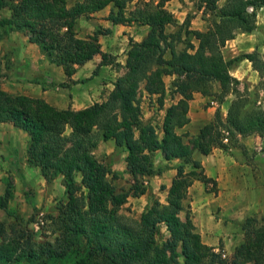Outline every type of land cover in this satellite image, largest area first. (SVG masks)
<instances>
[{
    "label": "trees",
    "instance_id": "1",
    "mask_svg": "<svg viewBox=\"0 0 264 264\" xmlns=\"http://www.w3.org/2000/svg\"><path fill=\"white\" fill-rule=\"evenodd\" d=\"M131 1L82 0L68 6L67 0H0V41L11 31L24 32L68 76L96 54H101V64L110 62L119 70V64L101 51L97 34L77 36L78 17L111 5L108 19L113 23L148 27L141 41L130 39L125 71L102 101L78 110L58 109L42 98L13 95L0 88V123L26 132L27 162L38 167L48 183L62 176L65 195L56 204V215L49 217L53 241H36L19 220L9 227L0 221V264H264V214L244 219L243 240L226 257L202 241L188 212L180 217L182 201L195 180L215 184L193 158L194 151L202 155L217 148L226 151L239 136L264 134V110L245 109L237 94L239 81L230 72L242 59L264 72V60L256 51L232 58L223 53L225 43L238 31L255 29L264 0L221 4L220 0H199L202 14L209 13L212 19L204 30L185 28L181 50L174 45L179 40L177 32L165 31L166 25L176 22L165 7L166 0H137L129 7ZM3 10L8 14L1 15ZM165 75L174 77L171 85L177 99L164 109L159 136L156 126L143 119L139 97L143 91L155 95L162 109ZM195 92L213 96L218 103L229 93L235 98L224 118L216 109L213 118L184 141L176 129L189 122V101ZM108 139L126 152V172L132 178L127 190L116 188L117 173L94 155L98 143ZM158 150L167 162L178 160L165 203L154 199L138 218L123 216L119 209L128 196L146 192L143 177L163 171L154 166ZM12 197V187L7 185L0 195V208L9 215ZM161 226L168 236L159 241Z\"/></svg>",
    "mask_w": 264,
    "mask_h": 264
},
{
    "label": "crops",
    "instance_id": "2",
    "mask_svg": "<svg viewBox=\"0 0 264 264\" xmlns=\"http://www.w3.org/2000/svg\"><path fill=\"white\" fill-rule=\"evenodd\" d=\"M75 1L82 0H67L68 6L73 5ZM136 1L130 2L132 6ZM193 1L166 0L165 7L179 24L189 12L196 14V19L202 14L203 7H192ZM110 9L111 5H108L89 16L78 17L74 30L78 37L97 34L101 51L110 55L114 63L119 64V70L113 63L101 64L102 56L96 54L85 63L76 65L74 73L68 76L61 66L50 62L35 43L29 42L24 32L11 31L7 38L14 46L8 59L12 66L7 77L0 76V88L13 95L24 94L42 98L58 109L78 110L104 100L113 90L116 77L125 71L130 39L141 41L148 32V27L145 25L113 23L108 19ZM172 28L173 25H166L165 31L172 32ZM194 28L202 30L203 26L198 25ZM4 41L5 39H2L0 42ZM154 96L143 91L139 98L154 100ZM205 100L206 96L198 92L193 94V98L189 101V122L177 128V133L188 130L190 134H194L211 119L216 106L211 104L204 107ZM141 103L143 102H140V107H142ZM27 140L28 135L25 131L15 128L8 122L0 123V171H19L18 179L14 174L16 184L13 197L14 200H20L19 205L22 209H25L26 201L24 197L18 198L20 193L24 196L18 185L21 177H24L23 181L35 192V197L32 199L33 206L40 205L41 197L45 199H48L47 195L51 197L54 192L52 187L55 185L59 184L64 188L60 184L62 176H57L48 183L41 176L39 168L27 162ZM93 152L99 160L105 157L112 159L111 169L119 176L128 178V184H131V177L126 172V152L116 146L112 139L100 141ZM153 156L155 167L160 164L164 166L166 163L169 166L161 173L143 177L142 180L152 194L160 193L162 196L160 201L165 203L167 189L176 174V169L163 159L159 150ZM192 156L201 162L204 174L215 181V189L212 192L208 189V184L195 180L182 201L184 210L181 211L180 217L184 218L188 212L195 231L199 233L202 241L214 247L215 251L230 256L243 240L241 223L244 219L250 216L259 218L264 214V162L256 165L257 167L247 165L243 152L234 146L228 151L214 149L208 155L194 151ZM161 185L164 186L163 190L160 189ZM4 188V180L1 179L0 195ZM144 195L145 193L138 197L130 196L134 202L143 200ZM11 204H16V201H12ZM141 204L140 209H144L147 200L142 201Z\"/></svg>",
    "mask_w": 264,
    "mask_h": 264
},
{
    "label": "rangeland",
    "instance_id": "3",
    "mask_svg": "<svg viewBox=\"0 0 264 264\" xmlns=\"http://www.w3.org/2000/svg\"><path fill=\"white\" fill-rule=\"evenodd\" d=\"M224 0H220L219 4H221ZM129 7H132V4L129 3ZM192 7L200 8V1L194 0L192 3ZM190 13V12H189ZM186 14L183 21L181 23L173 24L174 28L170 32L167 30V33H175L179 35V40L174 42L175 48L177 50H181L184 47V30L185 28L195 29L194 27L201 25L203 26L202 30L206 29L209 25V21L212 19V15H209V13L200 14L199 18L196 19V14ZM8 10L1 11V15H7ZM198 22V23H197ZM8 35L4 38V42H0V65H1V76H8L9 70L12 66L10 60H8L10 57V54L13 52L14 46H12L11 41L7 38ZM8 41H7V40ZM17 40H20V38H17ZM190 41L194 44L196 41L193 38H190ZM256 51L258 55L264 60V7L258 9L257 15H256V27L251 32H241L238 31L235 34V37L231 40H228L224 47H223V53L225 57L232 58L235 56H239L243 53H249ZM169 56V53L166 52V57ZM231 74L238 79L237 84V94H239L241 100L244 102L245 109H262L264 110V72H259L255 70L252 67V64L247 59H242L236 64H234L230 69ZM173 76L171 75H165L164 80L166 84V91L164 94V104L165 107L175 102L177 99V96L175 93H173V88L171 85V82L173 80ZM1 81V79H0ZM213 90H218V84H213ZM235 98V95L232 93H229L223 102L218 103V100L213 96H206V100L203 103L204 107H207L209 105L216 106L215 110L212 113V117L214 116V113L216 109L219 108L220 115L222 118L225 117L227 108L231 102L232 99ZM154 100H145L139 98V104L141 103V114L142 117H144V120L150 121L152 124L156 126L157 133L159 136H161V123L164 115V110H159L158 103L156 101V96L153 98ZM163 106V109H165ZM210 119V120H211ZM209 120V121H210ZM208 121V122H209ZM68 131V130H67ZM198 131L194 134H190V132L187 130V132H181L180 134L184 135V141H187L190 135L197 134ZM242 141V142H241ZM233 147V146H232ZM234 147H238L241 152L244 154V161L247 165H250L252 167H255L256 165L262 164V161L264 162V134H250L247 136H239L238 141ZM231 148V147H230ZM219 148L215 149V151H218ZM222 150V149H220ZM227 149L226 151H228ZM224 151V150H223ZM198 155V154H196ZM201 158V156H198ZM154 159V157H153ZM101 161H104L109 166L111 165L112 159L110 158H102ZM172 168H175L178 161L172 160L169 161ZM169 164H160L158 167H162L163 170L168 168ZM257 167V166H256ZM186 169H189V166H186ZM19 171H0V180H4V187L7 185H11L12 191L14 192V185L16 184L14 177L17 176ZM15 174V175H14ZM33 175V174H32ZM34 176V175H33ZM32 176V177H33ZM20 178V177H19ZM18 179V176H17ZM77 180H79V176L76 177ZM21 182L19 181V187L21 191L24 192V196L22 193L19 194L18 198H25V209L21 208L19 205L20 200H14V197H12L8 202V207L12 211V214H7L4 210L0 208V221L3 222L6 227H9L11 224H15L18 220L22 222V225L28 227L31 232L33 233V238L38 241L42 242L44 240H54L55 234L52 231L51 223L49 217L52 215H56V204L59 200H65L64 195V188L60 186L59 184L52 187L53 193L50 197L47 195L48 199H45L44 197H41L40 205L33 206L32 202L35 197V192L29 186L26 182H24V177H21ZM21 183V186H20ZM23 183V184H22ZM114 185L118 190H127V188L130 186L128 184V178L124 177L123 175H118L113 181ZM132 183V178L131 182ZM60 184H62V179L60 180ZM3 187V186H2ZM59 187V190H58ZM5 189V188H4ZM61 189V190H60ZM208 189L210 191H214L215 186L212 185V183H208ZM63 191V192H62ZM4 192V191H3ZM3 195V193L1 194ZM14 196V195H13ZM162 196L160 193L152 194L149 189L146 190L145 195L143 196V200H135L133 202V199L131 196H128L126 202L120 207L119 212L123 216H127L129 218H138L140 213L144 209H140L142 207V201L147 200V205H149L154 199H160ZM12 201H16V204H11ZM161 202V201H160ZM162 203V202H161ZM32 207V209H31ZM144 207V208H145ZM29 219V220H28ZM17 226V224L15 225ZM168 236V233L164 226H161V232H159L158 240L161 241L165 239ZM221 252V251H219ZM228 256V255H227Z\"/></svg>",
    "mask_w": 264,
    "mask_h": 264
},
{
    "label": "built area",
    "instance_id": "4",
    "mask_svg": "<svg viewBox=\"0 0 264 264\" xmlns=\"http://www.w3.org/2000/svg\"><path fill=\"white\" fill-rule=\"evenodd\" d=\"M222 257H226L227 255L223 252H221Z\"/></svg>",
    "mask_w": 264,
    "mask_h": 264
}]
</instances>
